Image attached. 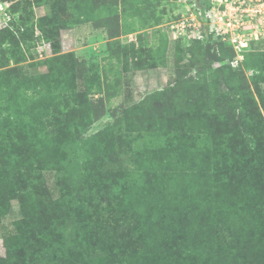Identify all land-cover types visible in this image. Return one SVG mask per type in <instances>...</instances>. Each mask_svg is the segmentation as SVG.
<instances>
[{
    "label": "trees",
    "instance_id": "1",
    "mask_svg": "<svg viewBox=\"0 0 264 264\" xmlns=\"http://www.w3.org/2000/svg\"><path fill=\"white\" fill-rule=\"evenodd\" d=\"M35 1L42 3L46 0ZM19 11L15 5L12 24L16 30H0V56L3 58L10 53L17 60L16 42L32 39V34L29 37L21 28L23 17L16 16ZM38 28L47 37L50 33H57L55 15L41 17ZM217 48L220 55L224 54L222 45ZM230 49L233 59L236 53L233 47ZM243 55L245 58L239 64L241 71L253 70L251 79L257 85L264 75V63L259 65L261 60L249 59L248 51ZM85 62L88 66L83 72L87 88L84 93L76 91L75 77L70 70L61 72L50 67L46 74L21 77L15 75L13 69H0V100L9 102L5 112H0V216L9 212V200L17 197L24 217L26 209L39 198L30 186L34 184L38 189L36 184L39 185L43 178L33 168L34 158L40 162L49 155L55 161L52 168L58 191L56 200L77 216L73 230L65 236L60 234L55 247L45 249L50 250L48 256L53 264H67L68 261L72 264H264V128L254 125L255 117L248 120L246 116L239 121L243 126L251 127L246 130L250 137L244 150L250 151L253 165H244L241 157H237L240 164L234 163L228 156V152L239 151L234 145L228 152L223 150L213 155L209 149L214 142L204 132L200 141L207 155L198 156V162L194 157L190 161L182 157L186 150L195 147L187 142L193 140L195 143V136L186 138L163 129L147 135L130 122L127 127L138 129L122 130L120 125L119 129H114V124L107 123L103 129L82 139L81 133L88 130L102 112V106L88 99L100 74L98 60L89 58ZM233 70L230 65L223 68V72L235 75L237 71ZM48 85L55 86L52 97L42 93L49 88ZM231 86L228 83L217 91V98L212 89L208 90V95L215 100L209 99L215 112L220 114L225 102L232 103L234 108H245L242 86L237 90ZM256 91L264 111V97L259 87ZM69 103H74V109L82 111L83 115L68 124V114H63L60 109ZM168 109L172 119L168 118ZM154 110L157 111L155 124L161 127L167 123L173 128L177 122L178 125L190 124L191 118L183 117L182 108L161 103L156 104ZM207 111L212 112L210 108ZM147 118L146 115L139 122H148ZM14 122L20 126L26 124L25 137L36 134L27 142H36L39 148L34 158L25 160L14 146V140L10 141L14 132L8 129ZM199 123L201 121L197 120L196 125ZM225 171L247 173L251 177L244 191L253 198L252 208L224 203L222 191L230 184L224 176ZM95 175L100 179L99 182L96 179L95 197L100 196L101 200L94 203L102 205L103 215L94 219L89 215L88 223L82 213L88 211L89 196L85 192L91 188L80 183L83 177L95 179ZM3 184L10 188V195L5 196L1 189ZM103 184L106 185L104 188ZM242 210L243 215L239 214ZM219 215L223 222L216 227L217 240L210 237L213 242L206 248L197 245L194 240L197 230L207 224H216ZM23 221L22 218L15 223L18 236L24 229ZM233 239L238 245H232ZM227 243L230 246H224ZM39 253L32 250L24 255L30 260ZM7 264L19 263L12 259Z\"/></svg>",
    "mask_w": 264,
    "mask_h": 264
},
{
    "label": "rangeland",
    "instance_id": "2",
    "mask_svg": "<svg viewBox=\"0 0 264 264\" xmlns=\"http://www.w3.org/2000/svg\"><path fill=\"white\" fill-rule=\"evenodd\" d=\"M15 5L20 8L16 16L23 17L21 28L27 35L32 34V39L30 41L20 39V43L16 42L17 60L11 57L10 53H7L8 57L5 58L0 56V69H13L14 74L21 77L46 74L50 67H56L61 72L70 70L75 77L76 91L84 93L87 88L83 72L88 66L85 60L89 58L98 60L100 74L88 99L102 106V112L90 128L81 133L82 139L103 129L107 123L114 124V129H119L118 125L122 130L140 128L147 135L163 129L186 138L195 136V143L193 140L187 141L195 147L186 150L182 157L189 161L194 157L197 159L195 162H198V156L203 158L207 155L202 149L205 146L203 147L200 141L204 132L215 143H212L209 149L213 155L223 150L228 152L230 146L234 145L239 151L228 152V156L235 164H240L237 157L242 158L244 165L255 164L250 151L244 150L250 137L246 130H250L251 127L243 126L239 121L246 116L248 120L255 117L254 125L264 128V111L256 91V87H259L264 97V75L261 77L262 81L254 85L251 79L253 70L242 72L239 64L245 58L243 55L245 51L250 54L249 59L253 57L261 60L259 65L264 63V28H261L256 19L243 18L241 30L254 31L256 25L260 30L256 31L258 39L242 40L244 46L241 47L238 42L222 40L215 31L201 39L196 37L198 35L196 32L195 36L191 32L192 28L188 27V22L197 24L208 20L206 14L212 6L211 0H46L42 3L35 0H0V30L5 28L16 30L12 24ZM53 15L57 33L52 32L53 35L50 33L47 37L39 30L38 20ZM220 45L225 51L221 55L217 48ZM230 47H233L236 53L233 59ZM227 65L237 73L234 75L233 72L229 74L223 72L224 66ZM228 79L230 82H227ZM228 83L235 90L242 86L241 97L245 108L242 106L234 108L232 103L225 102V106L222 107L224 109L219 114L218 111L215 112L211 101L209 102V99L215 100L208 95V90L212 89L213 96L217 98V91H221ZM48 87L42 93L52 97L55 94V86ZM156 91L162 93L156 95ZM161 103L169 107L174 106L176 109L182 108L183 117L191 118L190 124L183 122L178 125L177 122L174 128L170 123L162 127L160 124L156 125L157 111L154 107ZM8 104L7 100H0V112H5L4 108ZM139 104L143 106L139 107ZM74 106V103H69L67 107L62 106L60 109L63 114H68L66 115L68 124L73 118L77 120L83 115V112L74 109L76 108ZM137 106L138 108H135ZM205 108H210L212 112ZM146 115L149 116L148 122H139ZM168 118L172 119L169 109ZM197 120L201 121L198 125ZM128 122L138 128L127 127ZM25 125L23 127L20 123L14 122L8 131L14 132L10 141L14 140V146L26 160L34 158L39 148L36 142L27 143L35 138L36 134H30L29 138L25 137L27 129ZM34 162V170L40 172L43 178L39 185L36 184L38 189L34 184L30 188L39 195V198L26 209L24 217L19 199L14 197L9 200L11 209L0 216V264H7L12 259L19 264H53L48 256L50 250L45 249L55 247L57 237L60 234L68 235L75 227L73 222L77 216L75 217L56 200L58 191L52 168L54 159L47 155L40 162L34 158ZM258 167L263 171L262 166ZM91 170L93 171L92 167ZM224 176L228 178L227 182H230L222 191L224 203H234L236 207L237 204L241 207L248 205L252 208L253 198L244 191V186L249 185L251 177L247 173L235 174L231 171H225ZM94 177L95 179L85 176L80 183L91 188L85 192V195L89 196L88 211L82 213V218L88 220V223L89 215L93 219L102 218L103 215L102 205H96L101 197H95L96 179L98 182L100 179L97 175ZM256 179L263 180L258 177ZM105 186L103 184L102 188ZM262 186L264 188V180ZM1 189L5 196L12 193L6 184H3ZM92 190L93 194H90ZM239 214L243 215V210ZM22 218L24 229L18 236L15 223ZM222 222L223 219L219 215L215 219L216 224H207L202 230L198 229L194 237L196 244L206 248L213 242L210 237L217 240L216 227ZM228 226L232 228V225ZM183 235L187 236L186 233ZM234 241L233 239L232 245H238V242ZM228 243L224 246H228ZM185 244L188 246V241ZM32 250L38 253L40 251L41 254L39 253L35 259L28 260L24 253L30 254ZM76 261L77 259L74 263Z\"/></svg>",
    "mask_w": 264,
    "mask_h": 264
},
{
    "label": "built area",
    "instance_id": "3",
    "mask_svg": "<svg viewBox=\"0 0 264 264\" xmlns=\"http://www.w3.org/2000/svg\"><path fill=\"white\" fill-rule=\"evenodd\" d=\"M212 6L206 14L207 21L205 23L188 22V27L192 28L191 32L198 34L196 37L201 39L208 33L213 31L222 40H232L238 42L241 47L244 46L242 40L258 39L257 25L254 26V31L241 30V25L244 23L243 18L256 19L264 28V2L262 0H211ZM201 14L200 7L198 8ZM238 19L240 20L238 22ZM233 42V43H234Z\"/></svg>",
    "mask_w": 264,
    "mask_h": 264
}]
</instances>
